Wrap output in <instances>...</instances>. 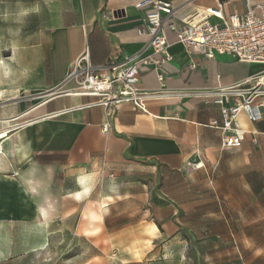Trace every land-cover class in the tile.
Listing matches in <instances>:
<instances>
[{"label": "crops", "instance_id": "1", "mask_svg": "<svg viewBox=\"0 0 264 264\" xmlns=\"http://www.w3.org/2000/svg\"><path fill=\"white\" fill-rule=\"evenodd\" d=\"M137 1L79 0L74 17L61 16L50 27L47 43H40L48 62L43 60L39 76L35 39L16 48L24 50L19 59L15 51L0 58H4L0 63V223L95 225L104 215L90 210L86 218L85 202H101L103 209L120 199L111 195L113 201L107 204L105 198L95 200L101 178L128 176L133 168H152L156 176L169 178L182 172L186 163L218 164L246 144L261 147L264 108L258 122L240 115L247 131L244 142L240 148L223 149L221 132L208 126L212 119H221L220 108L205 93L252 77L263 70L262 64L227 54L213 59L190 56L182 44L174 43L164 82L150 65L141 64L139 86L159 93L148 101L147 112L133 110L128 103L89 105L94 97L72 92L74 82L68 76L84 51L95 66L150 52L148 36L138 31L144 26L145 10ZM246 1L174 0L176 21L208 9L225 16L244 14ZM60 86L65 90L54 94ZM105 123L110 124L108 131L103 130ZM91 212L101 218H91Z\"/></svg>", "mask_w": 264, "mask_h": 264}, {"label": "rangeland", "instance_id": "2", "mask_svg": "<svg viewBox=\"0 0 264 264\" xmlns=\"http://www.w3.org/2000/svg\"><path fill=\"white\" fill-rule=\"evenodd\" d=\"M79 5V0H0V58L15 51L19 59L24 50L16 48L35 39L39 76L43 60L48 62L40 43H47L61 16L73 18ZM261 139L260 148L246 144L218 164L186 163L169 178L152 168L101 178L95 200L120 199L103 209L101 202H85L86 218L90 210L104 215L95 225L0 223V264H264ZM92 212L91 218H101ZM88 228L92 234L83 236Z\"/></svg>", "mask_w": 264, "mask_h": 264}, {"label": "built area", "instance_id": "3", "mask_svg": "<svg viewBox=\"0 0 264 264\" xmlns=\"http://www.w3.org/2000/svg\"><path fill=\"white\" fill-rule=\"evenodd\" d=\"M244 14L237 12L225 16L220 10L208 9L205 14L176 21L174 0H138L137 6L145 10L144 26L139 33L148 36L146 55L138 53L123 62L109 59L100 66L89 60L84 51L76 60L68 76L81 95L94 97L89 105L117 107L128 103L133 110L148 111L147 103L159 96L157 91L144 90L139 86L141 64L150 65L164 82L167 65L172 60L170 47L180 43L190 56L200 54L213 59L216 54H227L237 60L264 66V1H246ZM223 3H219L222 7ZM195 63L190 68H195ZM219 106L221 119H212L208 126L221 132L223 149L240 148L247 131L240 124V115L251 122L262 118L264 108V68L259 73L230 87H218L205 93ZM109 123L103 126L104 131ZM254 144L258 143L253 138Z\"/></svg>", "mask_w": 264, "mask_h": 264}, {"label": "bare ground", "instance_id": "4", "mask_svg": "<svg viewBox=\"0 0 264 264\" xmlns=\"http://www.w3.org/2000/svg\"><path fill=\"white\" fill-rule=\"evenodd\" d=\"M0 63H2V64L4 63V58H2V60L0 61ZM3 67H4V66H3ZM68 81H70L69 78H68ZM72 92L75 93V94L81 95V93H78V91H76V90H74V89L72 90Z\"/></svg>", "mask_w": 264, "mask_h": 264}, {"label": "water", "instance_id": "5", "mask_svg": "<svg viewBox=\"0 0 264 264\" xmlns=\"http://www.w3.org/2000/svg\"><path fill=\"white\" fill-rule=\"evenodd\" d=\"M10 54H11V52L9 51V52H7L6 56H9Z\"/></svg>", "mask_w": 264, "mask_h": 264}, {"label": "clouds", "instance_id": "6", "mask_svg": "<svg viewBox=\"0 0 264 264\" xmlns=\"http://www.w3.org/2000/svg\"><path fill=\"white\" fill-rule=\"evenodd\" d=\"M25 13L21 12L20 15H24Z\"/></svg>", "mask_w": 264, "mask_h": 264}]
</instances>
